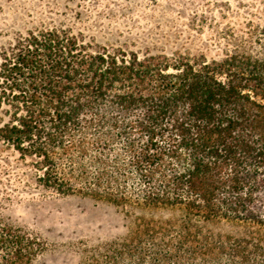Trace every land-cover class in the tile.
I'll list each match as a JSON object with an SVG mask.
<instances>
[{"label": "trees", "instance_id": "1", "mask_svg": "<svg viewBox=\"0 0 264 264\" xmlns=\"http://www.w3.org/2000/svg\"><path fill=\"white\" fill-rule=\"evenodd\" d=\"M0 145L44 190L178 212L135 217L83 264H264V28L210 58L29 28L0 47ZM43 249L0 216V264Z\"/></svg>", "mask_w": 264, "mask_h": 264}, {"label": "rangeland", "instance_id": "2", "mask_svg": "<svg viewBox=\"0 0 264 264\" xmlns=\"http://www.w3.org/2000/svg\"><path fill=\"white\" fill-rule=\"evenodd\" d=\"M58 23L87 41L140 53L188 49L219 57L264 28V0H0V47L29 28ZM177 215L44 190L28 162L0 145V216L42 239L37 264H83L88 249L126 234L135 217Z\"/></svg>", "mask_w": 264, "mask_h": 264}]
</instances>
